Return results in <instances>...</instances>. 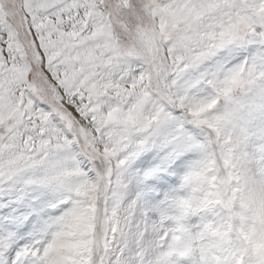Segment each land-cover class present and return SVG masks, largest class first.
<instances>
[{"label": "snow or ice", "instance_id": "obj_1", "mask_svg": "<svg viewBox=\"0 0 264 264\" xmlns=\"http://www.w3.org/2000/svg\"><path fill=\"white\" fill-rule=\"evenodd\" d=\"M0 264H264V0H0Z\"/></svg>", "mask_w": 264, "mask_h": 264}]
</instances>
